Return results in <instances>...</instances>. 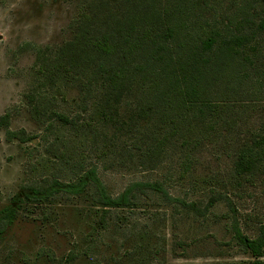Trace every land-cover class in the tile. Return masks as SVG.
Listing matches in <instances>:
<instances>
[{"label":"trees","instance_id":"obj_1","mask_svg":"<svg viewBox=\"0 0 264 264\" xmlns=\"http://www.w3.org/2000/svg\"><path fill=\"white\" fill-rule=\"evenodd\" d=\"M217 1L83 0L71 39L59 46L27 44L36 54L29 109L42 131L12 130L8 113L0 114V128L24 143L40 138L44 153L33 160L31 179L13 203L0 210V241L21 209L32 211L25 205L74 197L92 206L86 253L97 245L100 229L109 228L113 210L132 212L152 191L207 214L217 196L201 208L171 196L161 182H133L113 194L99 164L116 154L109 129L125 105L130 116L122 153L135 150L143 164H157L167 144L191 159L212 137L233 140L264 102V0H227L222 10ZM71 90L77 96L70 102ZM238 148L237 173L264 170V128ZM232 228L245 252L264 257V225L255 237L236 219ZM73 258V252L66 257Z\"/></svg>","mask_w":264,"mask_h":264},{"label":"rangeland","instance_id":"obj_2","mask_svg":"<svg viewBox=\"0 0 264 264\" xmlns=\"http://www.w3.org/2000/svg\"><path fill=\"white\" fill-rule=\"evenodd\" d=\"M82 1L0 0V114H9L12 130L38 136L42 131L29 109L36 54L27 44L59 46L71 39L70 24ZM217 5L222 10L229 2L218 0ZM74 96L77 92L71 90L70 102ZM129 116L125 105L116 127L109 129L116 154L99 164L107 189L119 194L133 182H161L171 196L201 208L217 196L207 214L188 211L180 201L165 202L152 191L132 212L113 210L108 229H100L98 222L97 245L86 253L92 247L87 199L25 205L32 211L21 209L17 223L0 241V264H264V257H254L235 241L232 228L236 219L245 234L255 237L264 225V170L235 171L238 146L264 128V102L233 132V140L223 134L212 137L191 159L187 151L167 144L157 164H143L135 150L133 156L122 153ZM39 142L9 139L0 128V210L31 179V164L44 153ZM71 252L75 258L69 261Z\"/></svg>","mask_w":264,"mask_h":264}]
</instances>
